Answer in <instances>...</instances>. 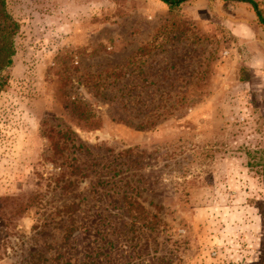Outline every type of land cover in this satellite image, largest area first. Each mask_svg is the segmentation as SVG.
<instances>
[{
	"label": "rangeland",
	"instance_id": "374dc122",
	"mask_svg": "<svg viewBox=\"0 0 264 264\" xmlns=\"http://www.w3.org/2000/svg\"><path fill=\"white\" fill-rule=\"evenodd\" d=\"M6 2L20 32L0 95V264H261L251 6ZM73 105L100 127L78 126Z\"/></svg>",
	"mask_w": 264,
	"mask_h": 264
},
{
	"label": "trees",
	"instance_id": "16d2710c",
	"mask_svg": "<svg viewBox=\"0 0 264 264\" xmlns=\"http://www.w3.org/2000/svg\"><path fill=\"white\" fill-rule=\"evenodd\" d=\"M162 4H164L169 11H178L183 5L193 1V0H158ZM223 2H234V3H242L251 6L254 15L256 17L257 24L264 31V5L258 2L257 0H220ZM20 32L19 23L12 17L10 12L8 11L6 0H0V95L6 91L10 76L9 71L13 66V60L16 54V44L15 40ZM71 117L76 122L78 126L83 128L96 130L100 127L101 121L100 118L95 116L94 114L87 111L85 108L73 105L71 110ZM239 152V151H238ZM247 158H249V166L251 169H254L253 172L261 173L262 181L264 186V152L261 154L258 153H249L247 152ZM261 155V156H260ZM264 203V202H263ZM258 206V208H260ZM262 208V207H261ZM140 211H143L141 207L134 206V203H129V207L127 212L129 215L134 218V216H140ZM75 210L72 207H65L63 209V214L68 215L69 218L72 216ZM139 212V214L137 213ZM264 218V211L262 214ZM72 229H68V235ZM68 237V236H67ZM264 264V252L262 254V262Z\"/></svg>",
	"mask_w": 264,
	"mask_h": 264
}]
</instances>
